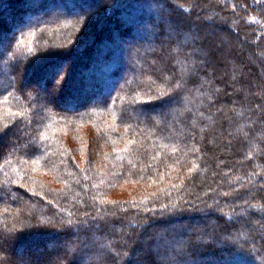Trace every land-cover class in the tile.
<instances>
[{
  "label": "trees",
  "instance_id": "1",
  "mask_svg": "<svg viewBox=\"0 0 264 264\" xmlns=\"http://www.w3.org/2000/svg\"><path fill=\"white\" fill-rule=\"evenodd\" d=\"M175 1L0 0V264H264V0Z\"/></svg>",
  "mask_w": 264,
  "mask_h": 264
},
{
  "label": "rangeland",
  "instance_id": "2",
  "mask_svg": "<svg viewBox=\"0 0 264 264\" xmlns=\"http://www.w3.org/2000/svg\"><path fill=\"white\" fill-rule=\"evenodd\" d=\"M172 1H174V3H176V1L175 0H172ZM58 9L57 10H59L60 12H63V13H65V10H64V8H63V6L62 5H58ZM209 12L210 11H208V12H205V14L203 15V16H208V14H209ZM9 16V15H8ZM7 15H4L2 18H4L6 21H10V17H8ZM231 19H232V17H231ZM232 21H235V20H232ZM4 24H6V22L4 21L3 22ZM126 73H128V72H126L125 71V73H124V76L126 77V76H128ZM52 81V80H51ZM27 84H28V87H36V88H38V90L40 91V92H42V93H44V92H46V89H45V86H39V87H37L35 84V82H34V79L32 80H29V81H27ZM30 85V86H29ZM101 97H102V94H100V95H97V96H95L94 97V99H93V101L94 102H96V101H98V100H100L101 99ZM64 108H66V109H68L69 111H72V108L71 107H64ZM126 184H123L122 186L124 187ZM126 187V186H125ZM128 187H131V186H128ZM127 187V188H128ZM54 245H59V243L58 242H55L54 243ZM52 256V255H51Z\"/></svg>",
  "mask_w": 264,
  "mask_h": 264
}]
</instances>
